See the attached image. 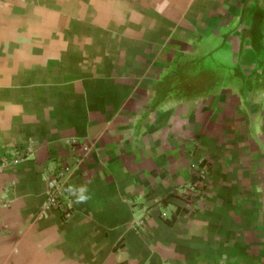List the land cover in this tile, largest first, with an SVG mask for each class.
<instances>
[{
    "label": "crops",
    "instance_id": "0c3cea01",
    "mask_svg": "<svg viewBox=\"0 0 264 264\" xmlns=\"http://www.w3.org/2000/svg\"><path fill=\"white\" fill-rule=\"evenodd\" d=\"M22 155L0 264H264V0H0V159ZM59 167L69 218L42 211Z\"/></svg>",
    "mask_w": 264,
    "mask_h": 264
},
{
    "label": "rangeland",
    "instance_id": "374dc122",
    "mask_svg": "<svg viewBox=\"0 0 264 264\" xmlns=\"http://www.w3.org/2000/svg\"><path fill=\"white\" fill-rule=\"evenodd\" d=\"M205 51L206 53L200 54L198 59L194 58L193 63H192L193 68L190 71H188L191 77H196L197 73H200L202 71H210V72L215 71L217 74V72H219L220 70L221 71L223 70V65L227 66L226 65L227 63H225L227 62V60L225 61V59L228 58V53L224 47L213 49V51L211 49L208 51L207 50ZM225 81L216 80L215 83L209 87L204 85V86H201L200 88L198 87L196 89H193L192 93H193L194 99H198V100L202 99L204 95L221 94L222 92L221 90L224 89ZM216 90H219V91H216ZM195 166L198 168L199 173L203 175V178L200 181L202 183V187L205 188L206 183H207V176L209 175V170H210V167L207 164V160L204 158H198Z\"/></svg>",
    "mask_w": 264,
    "mask_h": 264
},
{
    "label": "built area",
    "instance_id": "2783aa9c",
    "mask_svg": "<svg viewBox=\"0 0 264 264\" xmlns=\"http://www.w3.org/2000/svg\"><path fill=\"white\" fill-rule=\"evenodd\" d=\"M26 156H18L14 157L11 160L6 158L0 159V171H2L5 167L12 164H17L25 159ZM68 175L67 168L59 167L57 168L46 180V193H45V201L42 206V211L45 210H56L59 211L64 218H69L71 215V211L69 206H67L62 201V194L63 188L65 184V179ZM203 175L199 173L198 181L195 183L196 187H202V180ZM189 195V197H188ZM192 199V192L191 190L186 191L182 195V200L185 203L190 202ZM140 224V223H139Z\"/></svg>",
    "mask_w": 264,
    "mask_h": 264
},
{
    "label": "clouds",
    "instance_id": "9594fccd",
    "mask_svg": "<svg viewBox=\"0 0 264 264\" xmlns=\"http://www.w3.org/2000/svg\"><path fill=\"white\" fill-rule=\"evenodd\" d=\"M67 191L76 196V203H85L89 199V196L85 195L87 192V187L86 186H81L78 190L72 186H69Z\"/></svg>",
    "mask_w": 264,
    "mask_h": 264
},
{
    "label": "trees",
    "instance_id": "16d2710c",
    "mask_svg": "<svg viewBox=\"0 0 264 264\" xmlns=\"http://www.w3.org/2000/svg\"><path fill=\"white\" fill-rule=\"evenodd\" d=\"M197 190H199V192L202 190V187H197L196 189H193V190H191V192H192V194L194 193V192H196V194H197ZM198 195H199V193H198ZM188 197H189V195H188ZM189 203V202H188ZM178 212H179V208H176L175 209V211L173 212V214H172V218H171V220L172 219H174L175 217H176V215L178 214ZM170 223H171V221H169Z\"/></svg>",
    "mask_w": 264,
    "mask_h": 264
}]
</instances>
